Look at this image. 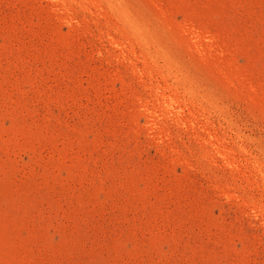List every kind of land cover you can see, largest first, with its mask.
Returning <instances> with one entry per match:
<instances>
[{"label": "rangeland", "instance_id": "1", "mask_svg": "<svg viewBox=\"0 0 264 264\" xmlns=\"http://www.w3.org/2000/svg\"><path fill=\"white\" fill-rule=\"evenodd\" d=\"M0 264H264V0H0Z\"/></svg>", "mask_w": 264, "mask_h": 264}]
</instances>
